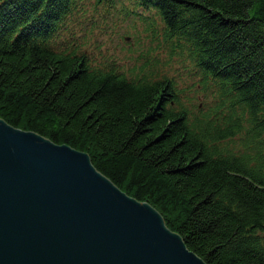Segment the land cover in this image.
<instances>
[{
  "label": "trees",
  "instance_id": "16d2710c",
  "mask_svg": "<svg viewBox=\"0 0 264 264\" xmlns=\"http://www.w3.org/2000/svg\"><path fill=\"white\" fill-rule=\"evenodd\" d=\"M0 117L87 152L208 264H264V0H0Z\"/></svg>",
  "mask_w": 264,
  "mask_h": 264
},
{
  "label": "water",
  "instance_id": "95a60500",
  "mask_svg": "<svg viewBox=\"0 0 264 264\" xmlns=\"http://www.w3.org/2000/svg\"><path fill=\"white\" fill-rule=\"evenodd\" d=\"M0 264H208L89 154L0 117Z\"/></svg>",
  "mask_w": 264,
  "mask_h": 264
},
{
  "label": "rangeland",
  "instance_id": "374dc122",
  "mask_svg": "<svg viewBox=\"0 0 264 264\" xmlns=\"http://www.w3.org/2000/svg\"><path fill=\"white\" fill-rule=\"evenodd\" d=\"M94 33L99 36L102 37V30L101 29H95ZM128 39L130 40L131 37L127 36ZM122 57L125 56V54H123L121 51H118ZM130 62H127V64H129ZM132 64H129V66H131ZM165 70L169 71L170 73L176 72V73H181V83H184V81L187 79V76L184 74V72L181 70V63L179 60H175L172 64L170 65H165ZM238 139V138H236Z\"/></svg>",
  "mask_w": 264,
  "mask_h": 264
}]
</instances>
